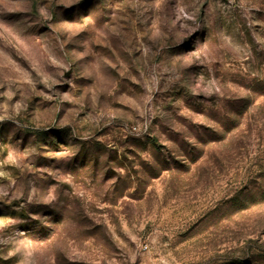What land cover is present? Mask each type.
I'll list each match as a JSON object with an SVG mask.
<instances>
[{
    "label": "rangeland",
    "instance_id": "374dc122",
    "mask_svg": "<svg viewBox=\"0 0 264 264\" xmlns=\"http://www.w3.org/2000/svg\"><path fill=\"white\" fill-rule=\"evenodd\" d=\"M0 264H264V0H0Z\"/></svg>",
    "mask_w": 264,
    "mask_h": 264
}]
</instances>
